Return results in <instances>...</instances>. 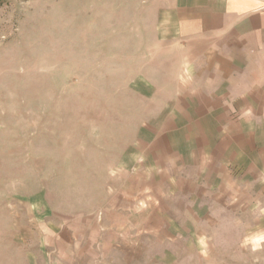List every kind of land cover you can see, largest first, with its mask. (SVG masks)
Here are the masks:
<instances>
[{
  "label": "rangeland",
  "instance_id": "rangeland-1",
  "mask_svg": "<svg viewBox=\"0 0 264 264\" xmlns=\"http://www.w3.org/2000/svg\"><path fill=\"white\" fill-rule=\"evenodd\" d=\"M158 12L154 0H0V264L81 261L49 250L48 235L102 216L128 146L168 115ZM166 196L178 224L125 227L91 260L264 264L249 208Z\"/></svg>",
  "mask_w": 264,
  "mask_h": 264
},
{
  "label": "crops",
  "instance_id": "crops-1",
  "mask_svg": "<svg viewBox=\"0 0 264 264\" xmlns=\"http://www.w3.org/2000/svg\"><path fill=\"white\" fill-rule=\"evenodd\" d=\"M154 4L157 45L169 49L168 115L128 146L105 213L48 235L49 250L81 259L67 264H100L94 251L98 260L121 245L125 227L178 224L168 194L249 208L256 234L264 231V0Z\"/></svg>",
  "mask_w": 264,
  "mask_h": 264
}]
</instances>
